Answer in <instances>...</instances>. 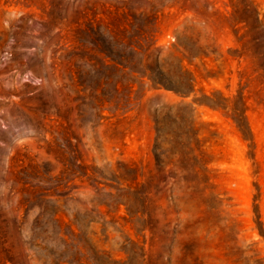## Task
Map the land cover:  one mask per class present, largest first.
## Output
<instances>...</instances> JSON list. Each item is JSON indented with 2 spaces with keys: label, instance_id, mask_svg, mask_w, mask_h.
<instances>
[{
  "label": "rangeland",
  "instance_id": "rangeland-1",
  "mask_svg": "<svg viewBox=\"0 0 264 264\" xmlns=\"http://www.w3.org/2000/svg\"><path fill=\"white\" fill-rule=\"evenodd\" d=\"M0 264H264V0H0Z\"/></svg>",
  "mask_w": 264,
  "mask_h": 264
},
{
  "label": "trees",
  "instance_id": "trees-1",
  "mask_svg": "<svg viewBox=\"0 0 264 264\" xmlns=\"http://www.w3.org/2000/svg\"><path fill=\"white\" fill-rule=\"evenodd\" d=\"M257 28L260 29L261 31L262 25H258ZM124 58H125L124 55H117V57L109 56L110 65H112L116 69L125 70L128 68V65L126 61H123L125 60ZM155 82L158 86L169 88L170 90L175 91L177 94H179L182 97L187 96V93L183 92L176 83H170L166 79H161V81L159 79H155ZM181 107L183 106H180V105L168 106L167 105V106H164L163 108L167 110H175ZM184 107L187 108V105H185ZM176 115L177 117L181 118V121L180 123L173 121L174 129L171 132L172 139H170L169 141H167L166 139L167 133H165L162 123L158 119H155L156 139H155V144H154V156H155L157 165H163L164 160L167 158V155H166L167 150H165L166 144L171 145V151L173 152V155H176L178 153L189 155L188 151H191L193 149V146L197 145L198 141H197L195 130L191 128V124H193V122L188 124L187 121L184 118H182L181 115L179 114H176ZM241 117L242 116H240V119ZM237 123H238V127L242 129L239 118H238ZM182 127H185V130H183ZM52 220H54L55 222L57 221L59 222V220L55 218V216L52 217ZM62 239L64 240V245H67L68 240H66L65 238H62Z\"/></svg>",
  "mask_w": 264,
  "mask_h": 264
}]
</instances>
